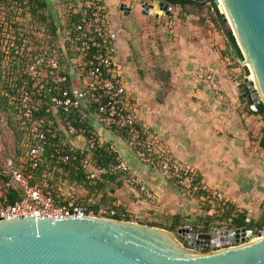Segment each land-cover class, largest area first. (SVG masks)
Segmentation results:
<instances>
[{
    "label": "crops",
    "instance_id": "0c3cea01",
    "mask_svg": "<svg viewBox=\"0 0 264 264\" xmlns=\"http://www.w3.org/2000/svg\"><path fill=\"white\" fill-rule=\"evenodd\" d=\"M101 1L104 2L108 14L106 3L109 0ZM110 1L115 5L119 2ZM133 1L135 4H132ZM141 1L143 0H123V3L133 11V6L137 7L136 5ZM149 3L154 4L155 10H158L157 3L153 1ZM78 5L81 6L80 2ZM215 6L207 8L204 13L199 11L195 12L197 14H190L187 19L182 13H177L185 20L175 25L174 40L169 41L164 47L160 66L169 71L172 77L161 78L160 84H156L159 89L154 90H150L146 84L135 82V72L133 74L123 69L125 61L129 63L130 60L125 55L123 37L120 38L123 29L117 30L111 20L110 22L112 28L119 32L116 40L115 63L125 81L138 120L175 160L195 171L208 187L222 191L227 203L237 211L232 212L228 220L220 222L218 218L228 212L225 204L216 205L213 201L195 199L187 195L174 186L173 182L159 170L137 163L133 159L130 162L129 152L123 146L120 149L117 143L111 144L107 141L105 142L117 151L120 160L127 164V176L137 178L155 195V200L146 199L145 195L129 185L126 177L109 182L104 189L95 192L84 187L67 185L66 189L59 190L62 191L61 195L69 196L74 192L76 197L82 198L90 205L104 202L122 206L130 214L132 221L143 224L150 222L170 224L172 223L170 217L180 216L182 227L194 229L199 225H196L197 223H204L208 221L207 219L213 218L211 230L230 229L232 219L236 217L237 212H245L247 219L253 223L250 229L264 226V167L262 166L264 147L261 146L264 124L260 116L250 112L252 109L248 100L242 99L241 88L234 86V78H242L244 70L240 65H236L234 55L228 54L227 39L217 26L218 20L221 27L223 25V11L221 12L217 6L221 15L217 17ZM132 11L129 16H124V11L121 9L120 16L125 17L126 20ZM207 19L210 22L205 23L206 33L202 35V32L195 28L198 23ZM118 43L121 47L120 55L117 51ZM228 61H231L232 65H228ZM200 66L208 69L220 81L226 97L224 104L208 85L196 81L194 73ZM97 118L94 114L87 118L91 128L97 125L100 130L115 134ZM57 119L60 127L63 120L61 117ZM98 136L101 138L100 134ZM83 145H86L84 138L76 137L74 146L83 147ZM128 145L130 147L129 143ZM253 157L258 162H252ZM170 193H174L176 199L180 198L178 193L184 194L186 197L183 200H188L190 203L187 201L184 203L182 200L179 206L173 207L169 203L172 201ZM137 218L141 222L137 221ZM199 228L202 229L200 226Z\"/></svg>",
    "mask_w": 264,
    "mask_h": 264
},
{
    "label": "built area",
    "instance_id": "2783aa9c",
    "mask_svg": "<svg viewBox=\"0 0 264 264\" xmlns=\"http://www.w3.org/2000/svg\"><path fill=\"white\" fill-rule=\"evenodd\" d=\"M205 3L210 5L212 2ZM218 7L221 10L220 5ZM168 10L170 14L173 12V8ZM61 35L60 44L63 49L66 42L69 41L73 44V47L71 44V50L80 52L76 59L68 60L69 65H72L70 76L76 81V84L71 88L60 89L61 94L53 99L51 107L47 109V113H52V116L45 122L43 120L33 122L32 120L34 103L43 97V86H39L40 84L37 86L22 85L19 92L21 102L19 118L22 127L29 134L28 151L26 157L18 160L0 154V220L19 217L59 219L88 216L111 218L110 216L117 214L116 209L106 206H100L96 210L80 205L78 199L72 196H65L59 201L55 197L56 187L52 184L50 176L46 173L40 175L44 166L43 160L48 136L56 137L54 127L58 125L57 118L65 119L61 127L70 137H75L78 130L67 118L74 115L87 119L90 117L91 107L94 108L93 114L108 130L116 135L124 134L127 137L134 155L142 164L155 167L189 196H200L201 200L213 201L221 205L226 204V196L222 191L208 187L195 171L175 160L138 120L125 81L115 63L116 40L119 37V32L112 28L106 8L101 6L98 1L91 2L87 9H83L78 23L74 26H66ZM54 47L55 44L50 51ZM91 51L94 52L89 56ZM65 52H68L67 48ZM44 54L47 55V52L45 51ZM86 54L88 58L84 60L83 57L87 56ZM23 63L27 65V72L34 77L37 76L39 67L50 63L54 64L44 55L36 57L31 53L27 55ZM228 65H232V62L228 61ZM74 68L77 70L74 71ZM194 77L197 82L208 85L219 101L225 103L223 87L212 72L200 66L196 69ZM245 80L251 81V77L244 72L242 78H234V86L241 88ZM68 81L67 75L59 76L57 79V82L62 85ZM15 101V97L10 99L11 104ZM97 138L96 135L86 142L88 148L95 147ZM55 153L58 162L65 166L70 161L79 162L82 167L88 166L86 158L80 159L77 155L63 154L59 149H56ZM16 163L19 164V167ZM117 169L125 173L128 172V166L123 161L119 163ZM88 171L86 180L88 186L92 188L96 187L102 177L108 174V170L104 168H90ZM65 175L67 176V174ZM127 181L130 186L138 188V191L145 195L146 199L155 200V195L137 178L128 177ZM11 195L15 197V203L9 202ZM263 227L259 229L247 228L245 241L244 243L240 242L239 245L257 240L261 230H264ZM193 233L199 235L202 232L195 231ZM191 234L189 233L188 236ZM230 236L235 237V232L230 233ZM239 245L232 241L228 247ZM212 250L210 249V251Z\"/></svg>",
    "mask_w": 264,
    "mask_h": 264
},
{
    "label": "water",
    "instance_id": "95a60500",
    "mask_svg": "<svg viewBox=\"0 0 264 264\" xmlns=\"http://www.w3.org/2000/svg\"><path fill=\"white\" fill-rule=\"evenodd\" d=\"M154 1L160 13L155 14V5L143 0L139 6L144 15H170L173 6L167 0ZM190 1L220 5L222 32L234 58L248 76L253 75L241 87L242 99L257 111L258 105H264V0ZM121 9L125 16L132 11L125 3ZM210 231L197 235L192 228L181 227L170 232L135 221L88 216L3 219L0 264H264V230L245 245L239 244L245 241L247 227ZM232 241L239 246L228 247Z\"/></svg>",
    "mask_w": 264,
    "mask_h": 264
},
{
    "label": "trees",
    "instance_id": "16d2710c",
    "mask_svg": "<svg viewBox=\"0 0 264 264\" xmlns=\"http://www.w3.org/2000/svg\"><path fill=\"white\" fill-rule=\"evenodd\" d=\"M94 1H98L101 6L105 7L104 2L101 0H0V110L6 113V118L8 119L7 124L10 125L12 129L18 131L21 130V132H19L23 134L24 142L18 144L19 149L17 150L16 155L12 157L15 160L26 157L28 151L27 140L29 137L28 131L22 127L19 118L21 111L20 89L23 84H30L31 86H37L40 84L39 86H43V97L37 99L34 103L32 120L33 122L41 120L44 122L47 121L52 116V113H47V109L51 107L53 99L61 94L60 89H66L67 87L71 88L76 84V81L71 79L72 77L70 74L72 73V65H69L68 60L71 58L76 59L80 52L71 50L70 47L72 42L69 41L66 42V46L63 49L60 44V39H62L61 33L65 31L66 26L70 27L76 25L82 16L83 9H87V7L90 6V3ZM79 2L81 6L78 5ZM167 2L173 6V12L171 13L170 18L175 12L176 7L180 8L182 14H191L190 9L194 10V12L200 11L201 13H204L207 8L215 6L214 4H200L190 0H167ZM214 10L217 17H221L217 6L214 7ZM217 26L219 27V30L222 31L219 20L217 21ZM225 26L228 35L235 43L233 33L228 29V24L226 23ZM54 44L55 47L50 51ZM226 44L229 47L228 54L233 56L228 41ZM66 48L68 51L67 53L65 52ZM45 51L47 52V55L44 54ZM93 52L94 51H91L89 56ZM30 53L34 56L36 55V57L44 55L46 59H51L54 64L50 63L39 67L37 76H31L27 72V65L23 63L24 60H26L27 55ZM87 58L88 55L83 57L84 60ZM234 61L236 65H240L235 58ZM75 68L74 71L77 70ZM63 75H67L69 80L68 83L64 85L57 82L58 77ZM12 97L16 98V101L13 104L10 102ZM250 112L260 116L262 124H264L263 104L257 106V111L253 112L250 110ZM93 113L94 108L91 107L90 115ZM67 119H70L73 122L74 127L78 130V134L75 137H82L87 142L96 135L98 136V134L90 127L86 118L72 115ZM62 120V123H64L65 119L63 117ZM60 127L59 125H55L54 127L56 137L53 138L51 135L48 136V143L43 160L44 166L40 172V175L46 173L50 176L52 184L56 187L55 197H57L59 201L66 196L61 195L62 191L59 190L66 189L67 185L70 187H84L91 192H95L96 190L99 191L104 189L109 182L118 181L123 177H126V179L128 178L127 173L117 169L121 160L117 151L110 144L106 143L98 136L94 148H88L87 145H83V147H75L71 141L72 137ZM117 136L124 138L128 142V139L124 134ZM261 146L264 147V128L262 130ZM56 149H59L63 154H69L71 156L77 155L80 159H88V166L82 167L79 162L74 161H70L67 166L61 164L58 162L55 153ZM17 167H19V164ZM90 168H104L108 170V174L102 177L98 182V185L94 188L89 187L86 180V175ZM65 174H67V176ZM136 189L138 190V188ZM69 196L76 197V193L73 192ZM10 197L9 202L15 203V197L13 195ZM195 197L201 199L200 196ZM76 198L78 199V204L89 206L92 209L97 210L100 206L116 209L117 214L115 216H110L112 219L120 221L133 220L130 214H128L122 206L104 202L103 204L90 205L82 198ZM225 206L228 207V212L222 215L221 218H218L221 220L220 222L228 220L231 218L232 212L237 211L228 203H226ZM215 208L218 210V206ZM170 220L172 223L164 225L156 222L144 224L153 227H160L170 232H175L182 227V218L180 216H173ZM207 220L208 221H204L205 226H202L200 232H208L207 230L210 229V225L214 219L210 218ZM234 225L239 228H249L253 223L247 219V213L237 212L236 217H233L232 219V226ZM198 228L199 225L197 226V229L194 228L193 230L198 231Z\"/></svg>",
    "mask_w": 264,
    "mask_h": 264
},
{
    "label": "rangeland",
    "instance_id": "374dc122",
    "mask_svg": "<svg viewBox=\"0 0 264 264\" xmlns=\"http://www.w3.org/2000/svg\"><path fill=\"white\" fill-rule=\"evenodd\" d=\"M118 1L119 2H116L117 3L116 5L113 4L110 0L107 1L106 4L109 9L108 10L109 18L112 21L113 26H115L117 30L123 29V31L120 33V38L123 37L122 38L123 40L122 39L121 40L124 42L125 45L124 47L125 55L126 57H129L128 59L130 60L129 63L128 61H125V67L122 68L129 73L132 72L134 74L135 72L134 74L135 82L143 83L144 85L146 84V86H148L150 90H154L157 88V85L160 84L159 82L162 79L165 78L168 79V77H172V74L169 71H166L165 69H162V67H160L163 59L162 56L164 53V47H166V45L169 44V41L174 40L173 32L177 26V23H183L181 22L183 20V17L187 19L188 16H190V14L183 13L182 14L183 17L181 18L180 15H177L178 12H180L181 14V10L179 7H176L175 12L171 18L165 15H162L160 18H156L154 15L153 16L144 15L141 6H139L140 4L139 5L137 4L136 5L137 7L133 6V11L130 17L124 20L125 17L123 18L120 16L121 5L123 3V0H118ZM146 1L148 3L152 1L156 3L154 0L152 1L146 0ZM132 4H135V1H133ZM154 11L158 12V10L155 9ZM190 11H191L190 12L191 15L193 13L197 14L192 9H190ZM208 22H210L209 19L203 22L201 21V23H198L195 29L199 32L201 31L202 35H205L206 28H204V25L205 23ZM228 27H229L228 29L231 30L229 25ZM120 50L121 47L119 46L118 43L117 46L118 55H120ZM129 84L132 85V83ZM157 89H159V86ZM6 117H7L6 113L0 110V130H1L0 154L7 157H13L16 155V152L19 149L18 144L24 143L23 134L20 133L21 130H19L20 131L19 132L18 130L12 129L10 125L7 124L8 119ZM92 129L96 133L100 134L103 141H107L111 144L117 143V147H119L120 149L121 146H123L125 150L129 152L128 154L130 156V162L133 159L135 162L141 164V162L136 158V156L134 155L127 141L124 138L116 136L115 134L113 135L105 130H100L99 126L97 125H93ZM75 140L76 137L71 138L73 145L75 144ZM119 152L122 154L120 150ZM130 162L127 163L130 164ZM252 162L256 163L258 161L256 158L253 157ZM178 195L180 198L176 199V197H174L175 194L174 193L171 194L172 198L170 199H172V201H169V203H171L173 207L179 206L180 202L186 197L184 194L182 195L178 193ZM194 198L197 199L198 197H194ZM186 201L187 203L189 202L188 200H183L184 203H186ZM216 205H221V204L216 203ZM136 220L141 222L139 218H137ZM198 224L200 227L205 226L204 223H197L196 225ZM198 230L201 231V228H198Z\"/></svg>",
    "mask_w": 264,
    "mask_h": 264
},
{
    "label": "bare ground",
    "instance_id": "6f19581e",
    "mask_svg": "<svg viewBox=\"0 0 264 264\" xmlns=\"http://www.w3.org/2000/svg\"><path fill=\"white\" fill-rule=\"evenodd\" d=\"M220 3H221V0H220ZM251 79H253V75L251 76Z\"/></svg>",
    "mask_w": 264,
    "mask_h": 264
},
{
    "label": "flooded vegetation",
    "instance_id": "af4514ba",
    "mask_svg": "<svg viewBox=\"0 0 264 264\" xmlns=\"http://www.w3.org/2000/svg\"><path fill=\"white\" fill-rule=\"evenodd\" d=\"M195 232V231H194Z\"/></svg>",
    "mask_w": 264,
    "mask_h": 264
}]
</instances>
